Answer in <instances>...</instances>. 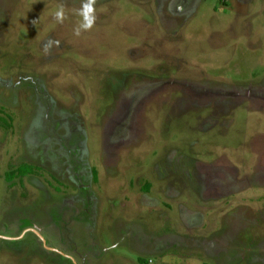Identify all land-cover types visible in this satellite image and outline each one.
Returning <instances> with one entry per match:
<instances>
[{
  "label": "rangeland",
  "instance_id": "rangeland-1",
  "mask_svg": "<svg viewBox=\"0 0 264 264\" xmlns=\"http://www.w3.org/2000/svg\"><path fill=\"white\" fill-rule=\"evenodd\" d=\"M81 2L0 0V264H264V0Z\"/></svg>",
  "mask_w": 264,
  "mask_h": 264
},
{
  "label": "clouds",
  "instance_id": "clouds-1",
  "mask_svg": "<svg viewBox=\"0 0 264 264\" xmlns=\"http://www.w3.org/2000/svg\"><path fill=\"white\" fill-rule=\"evenodd\" d=\"M96 3L97 0H82L80 8L77 10L81 17V22L74 30L76 36H80L82 32L90 31L96 23ZM54 18L58 23H63L66 17L65 5L59 4L54 13ZM59 47L58 41L49 40L45 45V52L50 53L52 46Z\"/></svg>",
  "mask_w": 264,
  "mask_h": 264
},
{
  "label": "trees",
  "instance_id": "trees-1",
  "mask_svg": "<svg viewBox=\"0 0 264 264\" xmlns=\"http://www.w3.org/2000/svg\"><path fill=\"white\" fill-rule=\"evenodd\" d=\"M32 171H34V166L29 164H22L21 166L17 167L14 171L9 173L7 179L11 180L12 177L15 175H17L18 177H22L25 176L26 174H31L30 172ZM147 187H149V185H147Z\"/></svg>",
  "mask_w": 264,
  "mask_h": 264
},
{
  "label": "crops",
  "instance_id": "crops-1",
  "mask_svg": "<svg viewBox=\"0 0 264 264\" xmlns=\"http://www.w3.org/2000/svg\"><path fill=\"white\" fill-rule=\"evenodd\" d=\"M203 243H205V242H203ZM203 243L201 242V240H199V242H197L195 245L198 246V248L201 247L202 251L204 252V251H206V250H208V249H206V246H205V247H202V246L204 245ZM205 245H206V244H205ZM212 258H214V257H212ZM212 260H213V259H212Z\"/></svg>",
  "mask_w": 264,
  "mask_h": 264
}]
</instances>
